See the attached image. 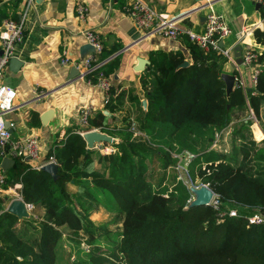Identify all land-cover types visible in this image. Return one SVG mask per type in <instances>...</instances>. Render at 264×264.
Returning a JSON list of instances; mask_svg holds the SVG:
<instances>
[{
    "label": "trees",
    "instance_id": "16d2710c",
    "mask_svg": "<svg viewBox=\"0 0 264 264\" xmlns=\"http://www.w3.org/2000/svg\"><path fill=\"white\" fill-rule=\"evenodd\" d=\"M260 13L263 27L254 28L253 34L264 44L261 7ZM184 46L190 63L179 67L182 50L148 51L146 78L141 79L146 104L129 94L132 116L123 110L124 92L109 87V100L88 117L89 127L117 133L116 140L104 142L112 151L87 148L81 134L69 131L46 152L57 164L55 178L13 158L3 170V187L19 183L16 191L22 200L42 212L34 241L16 225V215L0 204V264H54L62 231L82 230L86 241L97 245L105 230L89 218V203L121 218L110 254L84 253L88 264H264V223L248 221L253 211H264V138L256 142L243 135L229 152L210 147L213 133L245 101L239 86L225 95L220 77L224 54L188 39ZM107 55L102 49L96 54L101 62L88 72L90 81L96 80L97 71L106 74L115 67L112 58L105 60ZM253 90L247 104L258 116L264 105V63ZM130 119L140 133L135 137L128 129ZM183 150L193 153L185 164L186 180L178 177L177 158L172 156ZM197 178L217 194V207L188 205V185ZM229 208L236 213L228 215Z\"/></svg>",
    "mask_w": 264,
    "mask_h": 264
},
{
    "label": "crops",
    "instance_id": "0c3cea01",
    "mask_svg": "<svg viewBox=\"0 0 264 264\" xmlns=\"http://www.w3.org/2000/svg\"><path fill=\"white\" fill-rule=\"evenodd\" d=\"M144 1L162 14L184 13L177 22L181 26L190 27L195 31H200L203 27L204 14L207 11V8L203 7L205 0ZM210 1L211 7L223 15L230 29L221 39V46L229 53L221 72L230 71L229 62L233 60V47L237 43L240 44L241 50L249 48L256 52L259 65L263 64L264 44L256 41L253 30L263 27L260 7L264 9V6L256 7V2L253 0ZM20 2V0L3 2L0 4V15L16 17ZM77 2L87 6V14L84 18H79L74 12ZM121 3L122 0H34L26 10L23 38L14 47L11 56L21 61V64L17 70H12L7 62L1 78L2 83L14 91L12 108L2 116L11 122L12 137L33 135L38 138L39 155L36 160L38 163L43 164L49 159L46 157V152L51 148L54 140L62 139L69 131L75 132L83 128L78 122L79 107L89 103L93 106V112L103 107V92L97 83L98 80H106L114 93L120 90L124 92L123 110L132 116L134 103L129 101V94L136 95L143 107L146 104L141 79L146 78L144 73L148 62L142 68H135L140 57L148 60V51L152 49H180L184 59L188 64L190 63L188 50L184 46L187 40L184 35L170 38L156 29L146 30L137 27L121 10ZM195 7L200 8L193 10ZM83 29H91L98 35L101 49L108 53L105 60L109 61L112 58L110 62L115 61L116 64L109 73L97 71L96 80L90 82L86 77L90 70L86 72L79 64L74 65L78 72L69 76L72 62L78 63L85 55L80 50V46L87 43L84 36L79 33V30ZM64 48L70 60L67 64L59 62L61 50ZM97 61L101 62V60ZM234 76L236 80L233 87H240L245 105L236 106L227 125L217 130L218 146L214 148L226 152H229V149L227 151V148L219 147L222 142L221 137L225 133L234 137L233 142L236 145L242 140L243 135H249L256 142L264 138V105L259 106L258 116H255L247 104V94L254 92L251 68L243 63L236 65ZM37 91L44 93L37 94L39 93ZM142 100H145L144 105ZM47 110L50 113L42 122L40 115ZM32 113H34V122L31 121ZM108 135L112 138L110 141L118 138L116 134ZM104 142L109 141L96 143L98 146H110ZM17 184V186L8 185L3 188L4 190H0V204L3 209L15 197L14 193L19 186V183ZM73 188L74 186L69 183L68 189L73 190ZM41 212L40 208L38 213L30 211V214L40 217ZM16 218V225L28 231L25 223L21 222L22 217L16 216Z\"/></svg>",
    "mask_w": 264,
    "mask_h": 264
},
{
    "label": "built area",
    "instance_id": "2783aa9c",
    "mask_svg": "<svg viewBox=\"0 0 264 264\" xmlns=\"http://www.w3.org/2000/svg\"><path fill=\"white\" fill-rule=\"evenodd\" d=\"M11 0H0V4ZM20 9L16 17L3 16L0 17V160L2 157L19 158L21 160L27 161V163L34 167L39 168L41 163L36 160L39 155V142L38 138L33 135H25L22 137H12L11 132L7 126L4 125L3 114L12 108V98L14 96V91L8 85L2 83L1 78L3 75V70L7 65L8 59L13 55L14 47L22 40L24 34V16L26 10L31 6L34 0H20ZM259 5L264 6V0H253ZM210 0H205L203 7L207 8L204 14V23L200 31H195L187 26H181L177 22L184 15L174 14L167 15L159 13L155 8L149 5L144 0H122L120 8L125 12L134 22L137 27L142 29H156L159 33L164 36L174 38L180 35H184L189 41L195 43L204 50L216 49L227 58L229 53L226 48H223L219 41L222 37L229 32V27L221 13L216 12L210 5ZM200 7H195L193 10H197ZM74 12L79 18H84L87 14V6L82 2H77L74 6ZM87 43H89L93 51L86 53L82 56L78 63L72 62L73 65H81L86 72L98 65L95 54L101 50V42L98 35L91 29L79 30ZM242 63L248 65L251 68V81L254 83L256 74L260 69L258 63L259 59L257 53L252 49L246 48L241 51ZM59 62L62 64H67L70 62L65 48L61 50V55ZM98 62V63H97ZM236 79V77H235ZM90 82V80L88 79ZM102 89V103H106L110 98L109 84L106 80H98L97 82ZM41 94L43 91H37ZM93 114V106L89 103L79 107L78 109V122L83 128L75 130V132L82 134L85 130L96 129L97 127H89L87 125V119ZM11 122H9V127ZM128 129L133 134H140L134 129V122L130 119ZM218 132H214V138L212 139L211 146L217 147L216 137ZM92 148H97L100 152L107 153L113 150L112 147L108 145H97L96 142L93 143ZM180 153V152H179ZM175 154V153H174ZM193 156V153L183 150L181 152V157H177V166H181L185 169L186 162ZM54 161L53 158L49 157L47 161ZM184 160V161H183ZM4 171L0 167V190H4ZM200 184L202 182H199ZM193 186L197 184L191 183ZM208 186V183L205 182ZM14 183L12 186H17ZM209 187V186H208ZM210 188V187H209ZM211 189V188H210ZM212 195L208 203L217 207L219 204L217 194L211 189ZM16 198H21L18 192L14 193ZM14 197V198H15ZM192 195L187 199V202L191 199ZM22 199V198H21ZM24 205L28 213L33 209L32 204L25 202ZM236 212L234 209L229 208L227 211L228 215H234ZM248 221L251 223H264V215L259 210L252 212L248 216ZM82 248L89 249V245L86 242L81 243Z\"/></svg>",
    "mask_w": 264,
    "mask_h": 264
},
{
    "label": "rangeland",
    "instance_id": "374dc122",
    "mask_svg": "<svg viewBox=\"0 0 264 264\" xmlns=\"http://www.w3.org/2000/svg\"><path fill=\"white\" fill-rule=\"evenodd\" d=\"M147 2V1H146ZM148 3V2H147ZM150 5V3H148ZM132 133V132H131ZM117 134V133H114ZM135 134L132 133V137ZM234 137L227 133H225L221 137L220 142V148H227V151L235 145V142H233ZM223 143V144H222ZM99 151V149H97ZM175 151L174 149H172ZM103 153V152H100ZM175 153V154H174ZM173 157H177L178 159L181 157V153L179 152H172ZM184 161V160H183ZM178 177H182L183 180H186V170L181 166H176ZM190 183V182H189ZM193 184H197V186L200 184L199 179H195V182ZM110 198V197H109ZM111 199V198H110ZM112 201V199H111ZM112 203H114L112 201ZM89 218L95 223V225H102L105 232H102V235L99 237V243L96 244H90L86 241L87 235L82 230H77L76 232H67L62 231L59 242L57 244L56 249V256H55V262L54 264H83V261H85L84 264H88L87 262V256L84 253H97V252H103L105 254H110V244L111 241L114 239L113 233L115 231H118L120 229V218L121 215L116 211H109L106 210L104 207L99 206L97 203H89ZM31 212L38 213V210H31ZM21 222L25 223L28 229V233L31 235V237L34 239V241L38 238V232H39V223H40V217L38 216H32L30 213L26 217L21 218ZM106 234V236H105ZM108 236V238H107ZM82 242H86L89 245V249L80 248L79 244ZM113 261V260H111ZM82 262V263H81Z\"/></svg>",
    "mask_w": 264,
    "mask_h": 264
},
{
    "label": "water",
    "instance_id": "95a60500",
    "mask_svg": "<svg viewBox=\"0 0 264 264\" xmlns=\"http://www.w3.org/2000/svg\"><path fill=\"white\" fill-rule=\"evenodd\" d=\"M256 7L259 6V3H255ZM219 44L221 45V41H219ZM80 50H82L83 54L88 53L90 51H93L92 46L89 43H84L80 46ZM241 46L239 43L235 44L233 47V60L229 62L230 71L226 72L223 71L220 73V77L224 82V92L226 97H228L229 92L232 90L234 82H235V76L234 73L236 71V65H239L242 63V57H241ZM148 60L146 58L140 57L138 59V63L135 66V68H142V66L147 63ZM21 64V61L16 59L15 57H10L8 59V67L12 70H17L19 65ZM188 65V61L186 59L182 60L177 66H186ZM78 72L77 68L74 65H71L69 67V76H73ZM142 104H145V100H142ZM104 113H108V111L103 110ZM50 111L47 110L43 112L40 115V119L43 122L44 118L49 114ZM4 125L8 127V129L11 131V127H9V121L4 119ZM82 137L85 140V144L87 148L92 147L94 142L99 141H110L112 138L106 134L105 132L96 130V129H88L85 130L82 134ZM14 159L10 157H2L0 160V167L5 170L8 168L12 163ZM56 162L55 161H47L40 165L39 168L46 170L52 178L56 177ZM188 188L191 192V199L188 202V205L193 204H204L208 203L212 191L211 189L205 184V182H202L198 186H193L192 184L188 185ZM5 209L13 214H15L17 217H26L28 216V211L25 208L24 201L21 198H12L8 204L6 205ZM262 215H264V212H262Z\"/></svg>",
    "mask_w": 264,
    "mask_h": 264
}]
</instances>
